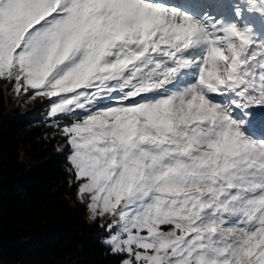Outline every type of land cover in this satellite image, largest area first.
Returning <instances> with one entry per match:
<instances>
[{
  "label": "snow or ice",
  "instance_id": "1",
  "mask_svg": "<svg viewBox=\"0 0 264 264\" xmlns=\"http://www.w3.org/2000/svg\"><path fill=\"white\" fill-rule=\"evenodd\" d=\"M0 80L120 264H264V0H0Z\"/></svg>",
  "mask_w": 264,
  "mask_h": 264
},
{
  "label": "trees",
  "instance_id": "2",
  "mask_svg": "<svg viewBox=\"0 0 264 264\" xmlns=\"http://www.w3.org/2000/svg\"><path fill=\"white\" fill-rule=\"evenodd\" d=\"M25 99L0 92V264H120L106 223L87 219L69 150H58L63 137L40 114L47 101Z\"/></svg>",
  "mask_w": 264,
  "mask_h": 264
},
{
  "label": "rangeland",
  "instance_id": "3",
  "mask_svg": "<svg viewBox=\"0 0 264 264\" xmlns=\"http://www.w3.org/2000/svg\"><path fill=\"white\" fill-rule=\"evenodd\" d=\"M0 92H1V94H2V96H3L4 98H9L10 101H13V103H17L18 101H20V99H21L22 96H23V94H21V96H20L19 98H17V97L15 96V93H14V91L12 90L11 86L8 84L7 81H4V80H0ZM53 99H55V98H53ZM35 100L38 101V104H45L46 101H47L48 105H46V106L40 108L41 110H43L40 114L42 115L44 121H48V122L52 125V124H53V121L50 120V119L48 118V115H47V113H48V109H49V105H50L51 101L48 100V99H43V98H39V97H37ZM44 101H45V102H44ZM41 102H43V103H41ZM9 103H10V102H9ZM33 104H34V103H33ZM29 109H30V106H24V108H23L24 111H27V110H29ZM40 109H37V111H39ZM62 123H63V124H67V123H70V121L67 120V119H65V120L62 121ZM60 136H61V135H60ZM64 144H65V139L63 138V141L61 142V145H59V148H60L61 146H63ZM87 219H88L90 222H93V221L96 220V219H93V214L91 213V211H90L89 209H88V212H87ZM102 219H103L102 222H105V223H106L105 226H106V228H107V224L110 222L109 218L105 217V218H102ZM108 236H109V233H108ZM108 236L105 237L104 241L108 238ZM106 246H107V245H106Z\"/></svg>",
  "mask_w": 264,
  "mask_h": 264
}]
</instances>
